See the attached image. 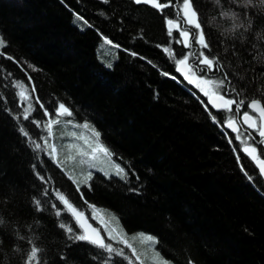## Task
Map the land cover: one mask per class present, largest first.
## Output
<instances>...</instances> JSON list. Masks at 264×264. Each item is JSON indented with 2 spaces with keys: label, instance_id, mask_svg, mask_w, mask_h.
Here are the masks:
<instances>
[{
  "label": "trees",
  "instance_id": "1",
  "mask_svg": "<svg viewBox=\"0 0 264 264\" xmlns=\"http://www.w3.org/2000/svg\"><path fill=\"white\" fill-rule=\"evenodd\" d=\"M194 2L202 13L214 14L211 0ZM76 12L90 23L79 26ZM164 15H175L174 6L161 12L133 0L107 4L104 0H0V33L8 41L3 51L16 58L0 54V191H15V200L6 209L0 204V210L18 220L22 230L27 223L42 221L39 226L33 223V230L44 236L39 243L46 248L42 257L47 264L129 262L119 255L95 259L99 249L67 239L55 227L52 213L34 211L31 197L52 186L64 190L82 208L84 197L62 169L46 154L35 153L17 131L18 122L6 111L21 110L14 79H23L26 85L34 82L50 110L64 101L73 109L68 119L89 121L101 133L98 139L112 150L113 160L135 170L127 182L95 172L92 187L82 186L86 199L98 205L96 210L105 219L118 221L129 234L156 235L155 247L172 264H188L190 259L195 264H264L263 181L247 179L241 164L249 172L254 164L244 156L237 158L239 141L230 142L231 135L210 119L197 90L161 71L175 76L174 64L159 46L168 44L177 52L182 48L175 41L169 43ZM223 26L224 22L220 27L213 23L210 30L206 26L211 52L224 59L222 71L237 83L242 77L248 94L256 95L252 85L264 83V59L241 63L247 53L234 56L231 49L225 55V45L219 42ZM104 35L113 39L114 46L121 45L115 47L118 55L111 68L97 55ZM236 48L241 49L239 42ZM25 73L33 80L28 81ZM36 114L42 117V110L37 108ZM20 122L35 136L37 129L30 121L21 117ZM61 125H56L55 133ZM37 170L51 178L49 183L39 180ZM137 187L142 193L129 190ZM10 247L5 238L0 258L5 264H20L17 256L9 259ZM64 250L68 258L61 260L59 253ZM127 254H132L130 249Z\"/></svg>",
  "mask_w": 264,
  "mask_h": 264
},
{
  "label": "snow or ice",
  "instance_id": "2",
  "mask_svg": "<svg viewBox=\"0 0 264 264\" xmlns=\"http://www.w3.org/2000/svg\"><path fill=\"white\" fill-rule=\"evenodd\" d=\"M104 2L107 4L109 0ZM133 3L138 6H151L161 12H164L168 6H174L175 15H164V21L168 36L182 46L181 51L177 52L168 44H161L159 47L167 53L174 64L176 78L181 79L182 82H188L197 90L200 102L207 110L210 119L234 134L229 137L230 142L239 141L236 145L240 149L237 158L244 156L254 164L251 172L241 164L247 179L249 181L264 180V83H253L252 86L258 94L250 96L248 86L243 83L242 77L239 83L234 82L227 71H222L225 68L224 59L219 54L211 52L213 45L209 39V32H206V26L210 30L213 23L220 27L221 22H224L220 32L222 39L219 42L225 45L223 49L225 55L231 49L234 56H240V51L247 53V57H241V63L251 64V61L264 59V0H211V11L214 12L212 15L202 13L194 0H133ZM101 14L108 15L103 10ZM75 16L82 22V27L90 23L79 12H76ZM138 34L142 36L143 32ZM104 40L110 45L114 43L113 39L107 35H104ZM237 42L241 44L240 50L236 48ZM7 44L8 41L0 33V54L16 60L10 53L3 51ZM115 47L119 48L121 45L117 43ZM131 54L139 55L137 52ZM16 62L19 63V61ZM25 62L29 63L32 69H36L35 64L26 60ZM0 67L3 66L0 65ZM217 70H221V75H216ZM161 71L165 76L173 75V72L163 69ZM27 79L32 81L33 77L29 74ZM252 79L255 81L256 77ZM13 85L18 90L16 97L20 101L21 110L13 112L11 108H8L6 111L18 122L17 131L22 134L25 143L30 144L35 153L46 154L47 158L62 169L74 183L75 188L80 190V197H84L85 207L82 208L64 190L52 186L50 189H43L40 195L34 194L31 197L34 211L38 214L45 211L52 213L56 218L55 227L60 229L67 239L86 241L95 246L93 251L99 249V253L95 256L97 260L119 255L125 257L129 264H137V262L147 264L149 260L152 264H172L155 247L159 239L156 235L143 231L135 234L149 242V247L152 248V255L149 256L146 251L141 253L133 246L128 239L127 230L122 231L119 225L113 227L107 219L97 215L95 219L103 225V231L110 238L106 239L101 228L95 226L90 219L94 213L89 210H95L98 205L86 199L82 186L92 187L93 170L98 169L109 178L114 174L125 182L130 179V171L135 170L112 161L111 157L114 155L112 150L99 139H95L94 142L84 139L83 144L68 141V154L62 160L61 148L55 139V127L62 119L70 118L73 109L64 101H58L51 106L50 110V107L45 106L44 101L41 100L34 82L26 85L23 79H14ZM0 95L3 94L0 93ZM37 108L42 110V117L37 116ZM21 117L35 126L37 129L35 136L27 130L24 123L20 122ZM67 123L75 125L80 122L68 119ZM83 124L87 127L90 122L85 120ZM93 131L95 138L101 136L98 130L93 128ZM76 135L75 131L71 132L72 137ZM37 159L40 163H44L40 156H37ZM68 162L86 164L89 170L76 176L73 170L67 167ZM32 167L36 169L37 165L34 164ZM35 175L46 184L51 179L39 170L35 171ZM137 179H139L138 175ZM129 190L142 193L140 187ZM14 200L13 189L0 191V204L5 209ZM33 223L39 226L42 221L37 219ZM33 223H27L22 230L18 220H14L9 214L0 210V245L4 243L5 238H8L11 243L10 249L7 250L9 259L11 256H17L20 264H47L46 257H42L46 248L39 243L44 236L33 230ZM21 241L24 242L23 246ZM127 249L131 250V255L127 254ZM59 257L61 260H66L67 250L61 251ZM0 264H5L4 258H0ZM104 264H111V261L105 260ZM188 264H195V261L190 259Z\"/></svg>",
  "mask_w": 264,
  "mask_h": 264
},
{
  "label": "rangeland",
  "instance_id": "3",
  "mask_svg": "<svg viewBox=\"0 0 264 264\" xmlns=\"http://www.w3.org/2000/svg\"><path fill=\"white\" fill-rule=\"evenodd\" d=\"M79 26H81V25H79ZM189 27H192V26H189ZM192 50L195 51V49H192ZM97 55H98L100 61L106 67H111V66H113V64L116 60V57L118 55V50L112 44L110 45V44H108L107 41L103 40L99 43V45L97 47ZM67 120H68V118H64L61 120L62 125L58 129V131L55 135L56 142L59 144V146L61 148V153H62L61 159L62 160L68 154V149H67V142L68 141H72V142L78 143V144H83L84 139H88L89 141H93V142L95 139H98V138L94 137V131H93V127L91 124H89L87 127L83 124V122L75 124V125H70L67 123ZM72 131H75L77 133L76 137L71 136ZM225 133L230 134L229 132L227 133V131H225ZM111 159H112V161H115V160H113L112 157H111ZM67 167L71 168L73 170V174L76 176H80L81 172H85V171L89 170L88 166L86 164L80 165L78 162H68ZM113 167H114V164H113ZM93 172L94 173L99 172V173L103 174V172L99 171L98 169L93 170ZM112 176L116 177L114 174ZM105 177H107V176H105ZM117 178H119V177H117ZM90 212L94 213V215L90 216V218L96 223L97 227L101 228L102 233H103V235H105L106 239H110L107 237L106 232L103 231V225L100 224L99 220L95 219V216H97V215L102 219H105L104 216L100 212H98L96 209L90 210ZM111 221H110V223L113 227L119 225L118 221L113 222L112 219H111ZM135 234H137V233L129 234L128 239L130 240V242L141 253H144L146 251L148 253V255L151 256L152 255V248L149 247V242L146 241L145 239L139 237L138 235H135ZM147 264H152V262L149 260V261H147Z\"/></svg>",
  "mask_w": 264,
  "mask_h": 264
},
{
  "label": "bare ground",
  "instance_id": "4",
  "mask_svg": "<svg viewBox=\"0 0 264 264\" xmlns=\"http://www.w3.org/2000/svg\"><path fill=\"white\" fill-rule=\"evenodd\" d=\"M100 1H103V0H100ZM168 7H169V6H168ZM168 7H167V8H168ZM159 11H160V10H159ZM165 26H166V25H165ZM102 38H104V37H102ZM168 39H169V43L172 42V41H174V40H173L172 38H170L169 36H168ZM103 40H104V39H103ZM112 45H113V44H112ZM113 46H114V45H113ZM114 47H115V46H114ZM126 52H128V53L131 54V52H129V51H126ZM18 65H19V64H18ZM111 67H112V66H111ZM111 67H108V68H111ZM174 72H175V71H174ZM28 75H29L28 73H25V74H24V77L27 79ZM170 77L173 78V79H176L175 76H170ZM184 83H185V85H188V84H189V83L186 82V81H184ZM192 94L196 96L195 93L192 92ZM206 111H207V110H206ZM109 222H110V221H109Z\"/></svg>",
  "mask_w": 264,
  "mask_h": 264
},
{
  "label": "water",
  "instance_id": "5",
  "mask_svg": "<svg viewBox=\"0 0 264 264\" xmlns=\"http://www.w3.org/2000/svg\"><path fill=\"white\" fill-rule=\"evenodd\" d=\"M223 128V131H227V132H230V130H228L226 127H222ZM257 171H258V169H257ZM263 181V184H264V180H262Z\"/></svg>",
  "mask_w": 264,
  "mask_h": 264
},
{
  "label": "flooded vegetation",
  "instance_id": "6",
  "mask_svg": "<svg viewBox=\"0 0 264 264\" xmlns=\"http://www.w3.org/2000/svg\"><path fill=\"white\" fill-rule=\"evenodd\" d=\"M230 133V135L232 134L233 135V133H231V132H229Z\"/></svg>",
  "mask_w": 264,
  "mask_h": 264
}]
</instances>
